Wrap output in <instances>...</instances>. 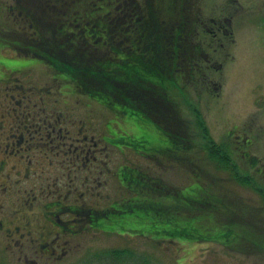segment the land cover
<instances>
[{
	"label": "rangeland",
	"instance_id": "1",
	"mask_svg": "<svg viewBox=\"0 0 264 264\" xmlns=\"http://www.w3.org/2000/svg\"><path fill=\"white\" fill-rule=\"evenodd\" d=\"M197 1L203 26L200 24L195 29V37L203 46L207 62L200 60L199 70L193 80L183 85L182 97L176 99V90H171V97L177 100L176 108L180 112L181 120L178 121L168 114L166 116L167 128L180 131L195 146L190 155V149L187 150L181 143L168 138L165 131H161L147 117L128 120L127 123L131 126L133 124L134 127L127 130V126L121 124V119L116 116L110 119L108 113L103 112L97 103L84 101L70 90L63 89L66 83L54 81L50 70L42 65L40 60L22 56L23 54L18 56L13 49L9 50V38L12 39L13 35L20 36L15 25H12V29L10 12L4 8L13 5L14 0H0V109L7 108L11 113L12 109H16V112L23 113L25 109L36 108L38 109L36 116L31 112L33 115L30 118L33 123L43 124L38 120L40 113V119L44 123L48 120L47 124L68 129L75 139L74 148L65 145L62 147L57 135L56 138H49L46 129L41 131L36 127L35 131L38 132L26 133L25 140L19 145H12L7 153L3 154L0 150V161H6L0 178L4 175L9 177L7 192L0 189V263L79 264L96 251L134 248L140 254L149 256L151 261L157 264H264V255L246 254L252 252L255 248L253 245H249V249L247 244L240 245L239 247H242L240 253L232 252L228 247L218 243L198 244L185 240H175L174 244L164 241L156 243L151 239L134 237L133 234L124 235L122 231H117L116 226L103 229L113 234L97 230H87L78 235L60 234L61 229L53 226L47 217L46 203L63 196L51 195L48 188L74 191L73 194L62 191L72 205L74 200L77 203L93 204L103 208L116 199H125L128 195L125 188L111 180L110 174L106 173L107 165L112 171L119 166L139 168L158 178L174 191L192 185L193 175L195 171H199L195 176V182L214 183L216 190L207 192L202 187L196 189L198 185H192L183 190L182 196H198L201 193L204 195L203 199H206V206L214 208L219 204L223 207L218 197V191H221L226 194L228 200L251 206L252 213L261 210L255 209L261 208L258 206L255 192L233 180L236 171H232L231 167L223 168L210 160L202 149L206 138L203 130L198 128V119L193 109H197L202 115L209 137L217 144L229 146L231 163L236 165L238 175L254 176L257 172L255 168L251 169L249 160L244 158L245 153L260 160L261 168L264 169V0ZM20 70L22 72H14ZM51 91L53 98L49 99ZM183 95L186 98H183ZM40 98L43 99L42 102ZM171 110L173 113V109ZM52 114H56L54 118H58V123L51 122ZM108 122L111 127L115 125L114 130L117 127L114 133H109L112 140L119 143L144 137L148 141L146 149L152 152L165 148L171 161L164 157H142L127 147L116 148L104 142V137L108 135ZM14 125L15 123L10 121L7 128L12 129ZM84 138L97 142V147L91 153V156L99 157L93 166V172L89 161L86 165L80 162L75 170H69L67 167H72V164L65 163L76 162L83 152ZM32 139L35 140L34 143L41 139L44 142L52 140L50 145L53 151L49 153L51 158H44L46 154L41 153L35 144L28 143ZM67 151L70 160L67 159ZM72 155L77 156L72 158ZM181 156L184 159L178 163ZM105 159L111 162L101 164L106 161ZM99 166H102V172L105 174H95ZM88 172L91 185H94L95 190L102 193V196L83 195L87 190L82 185V174ZM132 174L131 171L127 173L128 176ZM105 178L102 186L97 185L98 181L104 182ZM1 183L0 179V188ZM134 183L138 184L136 181ZM260 184L264 185V182ZM254 206L256 207L253 209ZM260 215L264 218V213ZM205 218L206 214L201 212L197 218L188 222L199 228L195 236L223 237V240L231 242L236 236L243 234L237 225L229 228L227 226L225 230L208 227L209 230L206 231L198 226ZM223 218L225 217L218 215L217 219ZM121 220L124 219L116 221H120L119 227H122ZM135 220L138 221L127 222L123 228L149 232L148 223L140 219ZM188 223L183 222L184 226ZM165 226L156 223L154 228L160 229ZM166 228L170 231L172 225L167 222ZM166 238L171 239L163 236L159 240L169 241ZM55 246L59 249L57 259L48 255L56 248ZM61 249L65 251L63 256ZM92 256L90 255L87 264H115L104 259L96 262ZM118 264L136 263L125 261Z\"/></svg>",
	"mask_w": 264,
	"mask_h": 264
},
{
	"label": "trees",
	"instance_id": "2",
	"mask_svg": "<svg viewBox=\"0 0 264 264\" xmlns=\"http://www.w3.org/2000/svg\"><path fill=\"white\" fill-rule=\"evenodd\" d=\"M9 9L11 23L18 31L29 19L27 27L41 33L29 35L20 31V36L13 35L8 40L9 44L15 47L17 54L41 60L56 76L57 82L66 83L75 96L91 97L112 113L136 117L139 109L153 110L151 113L156 118L169 112L172 118L180 121L179 113L164 93L171 89L181 90L185 83L193 80L200 60L206 55L195 37V29L202 26L203 21L197 0H14ZM143 57H147L148 62H137ZM195 111L198 126L207 140L210 159L238 172L236 165L231 163L227 147L216 144L209 137L204 121ZM170 138L190 149V140L182 133ZM125 172L124 182L130 191L137 186L134 183L138 182L137 178L144 182L140 186L144 191L142 196L122 200L105 212L97 213L101 215L99 220L109 222L122 218L124 227L127 222L140 219L150 225V234L172 239L205 237L195 236L199 228L188 222L199 213H205L206 218L198 226L208 231L212 226L205 222L219 210V205L210 208L206 206V199L198 202L192 197L183 207L178 192L170 205L155 202L151 197L159 193L160 184L156 181L146 184L147 176L131 177ZM241 181L250 183L248 178ZM63 212L70 211L65 208ZM75 214L79 217L86 213L80 210ZM53 218L56 221L57 216ZM167 222L172 225L170 231L166 228ZM183 222L188 224L184 226ZM156 223L166 226L157 229L154 228ZM214 228L225 230L224 225ZM128 229L131 228H124ZM222 238L212 239L229 244L230 241ZM93 259L115 264L125 261L157 264L149 256H141L129 248L106 250ZM83 264H87V260Z\"/></svg>",
	"mask_w": 264,
	"mask_h": 264
},
{
	"label": "flooded vegetation",
	"instance_id": "3",
	"mask_svg": "<svg viewBox=\"0 0 264 264\" xmlns=\"http://www.w3.org/2000/svg\"><path fill=\"white\" fill-rule=\"evenodd\" d=\"M67 5L70 8L71 5H70L69 2H67ZM180 6H181V9L183 10V2L180 3ZM25 23H26L25 26L23 28H21V31H23L24 34L25 33H28L29 35H32V34H38L39 35V34H41L37 29H35V28L33 29L31 26L27 27V25L29 24V19ZM180 24H182L181 20H180ZM118 31L121 32L120 29ZM137 62H148V58L147 57L138 58ZM14 72H22V70L14 71ZM11 73H13V72H11ZM54 79H57V78H54ZM47 94H48V92H47ZM49 94L50 95L48 96V98L52 99L53 98V95H52L53 92H50ZM54 94H55V92H54ZM164 94H165L166 98L168 100H170L169 92H165ZM148 96H150V95H148ZM85 97H86V95H85ZM11 99H14V98H11ZM90 99H92V98L91 97H87V101L90 100ZM149 99H151V98H149ZM39 100L41 102L43 101L42 98H40ZM56 102H57V100H56ZM149 105L151 106V103ZM138 108H140V107L138 106ZM37 110L38 109H36V108H28V109H25L23 113H18V112H16L17 111L16 109H12V113H11L10 110L7 109V108L0 109V139H1L0 150L3 151V154L7 153V150H9L8 148H10L12 145H19L22 142V140H25L26 133L30 134V133L38 132V130L35 131L36 127H39V129L41 131L46 129L45 131L47 132V137H49V138H52V139L54 137L56 138V135H57L58 139L60 140V144L62 145V147H63V145L72 146L73 148L75 147V144H74L75 143V139L70 134L68 129H66L64 127L58 128V126H56L54 124H51V123L47 124L48 120H46V122L44 123L43 120L40 119V115H41L40 113H38V117H39L38 120L40 122H42L43 124L38 123V122L33 123L31 118H30L33 115L31 112H34V115L36 116L37 115ZM139 110H141V111L139 112V115H137L136 117H134V116L130 117L127 114H119L117 112H114V116H116L119 119H121V124L123 125V123H124V125L127 126L126 127L127 130H131V127L132 128L134 127L133 124L131 126V125H129L127 123L128 120L134 121L135 119H141V118H144V117H147L151 122H153L155 125H157L158 128L161 131L164 130V129L161 128V125H159L160 122L155 120L154 114L151 113L153 110L152 111H145L143 109H139ZM107 111H109V110H107ZM55 115L54 114L51 115V117H50L51 122L58 123V118H54ZM34 120L36 121V118ZM10 121L15 123V125H14V127L12 129L11 128H9V129L7 128ZM107 128H108V132H107L108 135L106 137H104L103 141L107 142L108 144H110V145H112V146H114L116 148L127 147V149H130V150L140 154L142 157H148V158L159 157L161 155L166 156V149L165 148H159L157 151H152V152L149 151L148 149H146L148 141L144 137L143 138H139V139H132V140H128V141H119V143H118V141L112 140L110 138L109 133H114L116 130H114L113 127L109 126V122H108ZM64 130H66L65 131V135L63 134ZM164 131H165L166 135L168 136V138L176 136V134L173 133V132H170V131H167V130H164ZM59 133L61 134L60 136H59ZM34 141L35 140L32 139V141L28 142V143L35 144V147L38 148L41 153L46 154V156H43L44 158H51L49 153L51 151H53L52 147L50 145L52 140H50L48 142H44L43 139H41L37 143H34ZM121 142H123V144H121ZM96 145H97V142L95 140L94 141H89V139L84 138L83 139V152L80 154V156L78 157L76 162L72 161L70 163L69 162L65 163V164H72V167H74V168L69 167V166L68 167L66 166V167L69 168V170H71V169L75 170V167L80 162L83 165H86L87 162L89 161L88 164L92 165V167H91V170H92L93 166L96 164V162L98 161V158H99L96 155L91 156V153L93 152V149L97 147ZM45 147H47L48 149H45ZM46 151H48V152H46ZM69 151H71L74 154L76 153V152H74V150L73 151L69 150ZM62 152H65V151L62 150ZM246 155L247 154H245L244 157ZM75 156H77V155H75ZM75 156L72 155V158H74ZM103 157L104 158H108L106 156H103ZM91 158H94V159L91 160ZM67 159L70 160L68 151H67ZM105 160L106 161L101 162V164H105V162H108V163L111 162L108 159H105ZM5 167H6V161L1 160L0 161V173L5 169ZM105 168H106V173L110 174L109 176L111 177V180L115 181L116 184L118 183L121 188L122 187L124 188L126 184H125V182L123 180V176H122L123 167L119 166V168L115 169V171H112V169L110 167H108V165L105 166ZM76 169H78V168H76ZM80 170H82V168H80ZM131 170L132 171H141V169H139V168H133ZM102 171H103L102 166H99V168H98V170H97V172L95 174H105ZM92 172H93V170H92ZM89 173L90 172L84 173V174L81 173L82 174V180H83V184H82L83 188L85 190H87L86 193L83 192V195L86 196V195L90 194L91 197L92 196H95V197L102 196V193H98V191L95 190L96 187L94 185H91L90 174ZM258 174L260 175V177L262 179H264V173L263 172H260ZM83 175L84 176L86 175V176L84 177ZM147 177H148V180H146V184H147V182H148V184H153V181H154L153 178L154 177L151 176V178H150L149 175ZM0 179H1V182H2L1 183V188H0L1 191L2 192H7V190L9 189V184L7 182L9 177H7V175H4ZM234 179L235 178L233 177V180ZM97 180H99V179H97ZM105 180H106V178L104 179V182L98 181L97 185H101L102 186L105 183ZM137 181H138V184H137L135 190H133V191L134 192L137 191L138 193H140V192L143 193L144 191H142V187H140V186L144 185V182H142L140 180V178ZM72 182H73V179H72ZM47 190L50 191L51 195H63V196H59V199L56 200V202L54 203V206L57 208V210L59 212L61 210L65 209V208L68 209L70 211L69 215H71V219H70L69 223L72 224L73 226L74 225H78L79 226L78 229L84 230V229H86V227L97 229L100 226H106L107 223L118 225L119 222H120V221L116 222L118 220L116 218L115 219H110L109 222H106V220H99V217H101V215L97 216V213L105 212L106 210L111 208L114 204H116V202L113 203V204H110L109 206H105L103 208H101L100 206H97V205H93V204L85 205V203H77L74 200H73L74 204L72 205L71 203L68 202L69 199H66V197H65L66 194L62 193V191H66L67 193H70V194H73L74 191H72L70 189L66 190L64 188H55V189L54 188H48ZM255 194L257 196L256 200L259 203L258 206L261 207V208H255L256 206H254L253 209L255 208L257 210H259V209H262V210H259L257 213H252L250 211L251 210L250 209L251 206L249 207L248 205L243 204V208L241 209V210H243L242 211L243 215L241 216L242 219L235 220V216L237 214H235L233 216V218L231 219L233 222H236V223H238L239 221H242V227L245 228V230H243V234H241L240 236H236V238L234 240V245L237 244V243H242V241H247V242H251V243H260L259 241H264V218H262V215H260V214L264 213V204L262 202L261 194H259L258 191H256ZM63 197H65V200H64ZM188 198H192V197L191 196L188 197L187 195L184 196L183 197V202L186 203ZM194 199L197 200L196 198H194ZM169 200H171V197L166 199V201H168V202H169ZM66 203H69V204H66ZM235 206H238V204L232 203L231 206H230V209L234 210V211H240L239 210L240 208L236 209ZM80 210H83L86 214H84V215L81 214L78 217V216H76L75 212L76 211H80ZM56 223L60 224V220H59L58 215H57ZM56 223H55V225H56ZM67 225H69V224L68 223L60 224V229L63 230L65 228V226H67ZM72 228H74V227H72ZM72 228H67V229H71L72 230ZM78 231L79 230H77V232ZM71 232H74V231H71ZM55 247L56 248L53 249V251H51L48 255L49 256H53V257L56 258V256L58 255L59 249H58V246H55ZM61 252H62V256H63L65 254V251L63 249H61ZM246 254H261V255H264V251H262V252L253 251V252H248ZM32 262H34V261L32 260ZM28 264H33V263H28Z\"/></svg>",
	"mask_w": 264,
	"mask_h": 264
}]
</instances>
